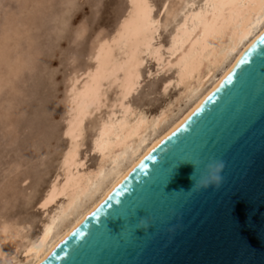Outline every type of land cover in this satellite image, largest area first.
<instances>
[{"label":"bare ground","instance_id":"bare-ground-1","mask_svg":"<svg viewBox=\"0 0 264 264\" xmlns=\"http://www.w3.org/2000/svg\"><path fill=\"white\" fill-rule=\"evenodd\" d=\"M177 1L181 6L177 4L176 10L173 4L174 27L164 44L159 33L169 21L154 14L150 0H127L126 13L113 34L97 42L92 65L71 79L63 129L66 147L38 204L43 212L39 231L23 237L24 227H5L0 236V255L22 236L21 258H13L11 264H41L197 108L264 33L262 0ZM166 5L165 1L161 6ZM147 60L153 61L154 69L147 70L145 78L173 72L160 84V93L171 87L178 90L152 115L130 100L140 89ZM103 108L106 112L91 125L89 149L82 152L86 122ZM90 155L96 157L92 166L87 165Z\"/></svg>","mask_w":264,"mask_h":264},{"label":"water","instance_id":"water-1","mask_svg":"<svg viewBox=\"0 0 264 264\" xmlns=\"http://www.w3.org/2000/svg\"><path fill=\"white\" fill-rule=\"evenodd\" d=\"M41 264H264V33Z\"/></svg>","mask_w":264,"mask_h":264},{"label":"rangeland","instance_id":"rangeland-1","mask_svg":"<svg viewBox=\"0 0 264 264\" xmlns=\"http://www.w3.org/2000/svg\"><path fill=\"white\" fill-rule=\"evenodd\" d=\"M150 1L154 14L170 22L177 0ZM127 7V0H0V236L5 227H24L23 237L38 233L43 219L38 204L66 147L71 79L92 65L97 42L113 34ZM169 22L159 33L164 44L174 27V20ZM153 69L147 60L140 89L130 99L148 115L178 91L171 87L160 93V84L173 72L145 78ZM113 93V88L108 91L109 99ZM105 112L101 109L86 122L82 152L89 149L91 125ZM95 160L90 155L87 165ZM21 237L0 255V264L21 258Z\"/></svg>","mask_w":264,"mask_h":264},{"label":"clouds","instance_id":"clouds-1","mask_svg":"<svg viewBox=\"0 0 264 264\" xmlns=\"http://www.w3.org/2000/svg\"><path fill=\"white\" fill-rule=\"evenodd\" d=\"M206 168V175L203 179H201L198 183L193 182V172H191L188 175V179L191 183V186L193 188L195 187H202V188H207L210 185L216 184L218 185L220 180H221V176L220 173L222 172L223 168H224V164L221 161H216V162H211L209 164H207L205 166ZM194 171V168H193Z\"/></svg>","mask_w":264,"mask_h":264},{"label":"snow or ice","instance_id":"snow-or-ice-1","mask_svg":"<svg viewBox=\"0 0 264 264\" xmlns=\"http://www.w3.org/2000/svg\"><path fill=\"white\" fill-rule=\"evenodd\" d=\"M262 2H264V0H262Z\"/></svg>","mask_w":264,"mask_h":264}]
</instances>
